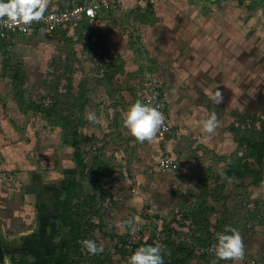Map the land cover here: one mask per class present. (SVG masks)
<instances>
[{
	"label": "crops",
	"instance_id": "1",
	"mask_svg": "<svg viewBox=\"0 0 264 264\" xmlns=\"http://www.w3.org/2000/svg\"><path fill=\"white\" fill-rule=\"evenodd\" d=\"M85 1L88 0H50L45 11L66 9ZM128 8L143 9L140 11L142 15L134 22H130L133 25L131 33L120 28L121 24L128 22L122 14ZM110 13L114 15L104 18ZM87 23L104 29H113V33L109 35L113 45L110 48L111 53L114 52L116 54L114 56L120 57L122 61L118 63L116 68L118 70L114 71V76H118L115 81L110 82V85L118 88L122 83H128L133 91L131 99L133 104L137 100L145 102L143 84L144 80L149 79L148 81L154 82L164 93L168 112L173 120L170 145L172 143V157L179 165V170H169L168 174L159 171L157 166L161 164L162 159L156 138L152 143H139L144 149L139 148V153L123 161L125 174L120 178L115 175V178L118 177L114 182L115 185L106 184L109 186L108 192L103 190L105 184L99 183L96 188L105 192V195L99 197L103 199L109 196V201H112L115 207L112 221L118 225L120 235L127 234L130 226L135 222H142L152 227L154 225L155 229L161 231L164 229V220L167 221L168 216L173 215L166 225L171 223L169 224L171 229L176 227V230L187 231L192 246L197 247L216 241L214 236L221 231L220 216L225 207L234 204L232 195L237 196L230 190L231 186L250 184L256 189L255 198L259 199V202L264 201V189L259 187L264 185L262 172L264 161L261 159L258 161L256 157L251 156V145L260 143L261 139L257 141L254 138L247 143L243 141V148L239 150L240 145L230 132L222 133V130H216L210 138H205L206 134L202 132L200 124L201 120L208 118L213 112L216 113L219 121L220 118L222 119L220 113L223 106L217 105L212 99L216 91L222 89L223 94L224 90L227 94L228 89L241 86L250 73L263 69L261 52L264 48V0H153L151 3L144 0H120L117 9L106 14H98ZM70 27L65 26L60 30L66 31ZM42 29L44 28L35 27L32 32H41ZM27 35H16L9 40L0 39V155L7 154L5 129L9 126L6 122V101L2 94L6 91L9 82L16 93V87L23 86L20 84L21 75L26 77L23 68L18 63H14V58L6 53V45L16 44L19 38ZM139 47L142 53L138 52ZM17 73L20 74L18 80ZM76 81L77 78H70L71 87L77 90L72 94L68 91V97L80 92L86 99H82L85 105L90 99L89 87L86 88L88 85L84 79H78V83ZM198 89H201L200 94ZM207 97L209 99H203ZM230 100L223 99L220 105L247 102V99ZM254 104L257 107L260 103L258 104L255 99ZM258 109L261 113L262 106ZM256 113V111L254 113L248 111L243 117L246 120L250 118L259 120ZM240 127L241 125L238 126ZM218 128L223 129L224 126L220 125ZM261 133L262 130L259 132V137ZM255 135L257 136V133ZM209 155L221 158L223 165L227 162L228 170L225 169L221 173L225 174V179L229 177L228 182L221 178V173L213 182L207 178L208 170L216 168L213 161L208 162ZM235 155L239 158V169L235 171L232 179L231 158ZM6 157L8 158V155ZM5 165L6 162H0V169ZM65 166L64 172L68 175L69 181L60 198L56 201L48 196L46 200L49 208L45 210L39 206L40 202L44 203L43 200L38 199V202H33L35 207L43 211L45 217L38 221L37 239L40 236L43 240L54 241L59 228L63 227L59 219L61 199L68 184L73 180H80V172L73 159L66 160ZM102 172L104 171L95 169L91 174L101 175L100 182L110 179L114 174L113 170L110 175H104ZM129 173L132 177L127 175ZM133 183L139 188L135 194L129 190ZM215 185H221L218 186L220 189L213 191ZM99 193L101 191L98 190V195ZM99 200L101 199L98 198ZM146 200L150 201L147 205L148 221L137 214L138 210L144 207ZM263 207L264 204L259 205L256 214ZM63 229L65 230L64 227ZM155 236L156 233L151 234L149 231L143 245L155 246L152 245V241L156 242ZM65 239L63 238L61 242H50L52 244H47L43 251H39V248L31 250L38 255L60 256L64 252ZM243 241L246 254L241 264H245L246 256L257 257L264 262V220L253 226L252 231L243 237ZM177 250L181 254L172 253L168 249L162 251L164 264H188L191 257V264L197 262L196 256L189 255V251L184 247H179ZM4 254L0 251V261L9 263ZM169 258L174 263L166 260ZM221 264H232V262L226 261Z\"/></svg>",
	"mask_w": 264,
	"mask_h": 264
},
{
	"label": "rangeland",
	"instance_id": "2",
	"mask_svg": "<svg viewBox=\"0 0 264 264\" xmlns=\"http://www.w3.org/2000/svg\"><path fill=\"white\" fill-rule=\"evenodd\" d=\"M144 1L151 3L153 0ZM142 10V8L126 9L122 14L125 15L124 18H127L128 22L121 24L120 28L131 33L133 25L130 22H134L136 18L142 15L140 12ZM114 13L104 16V18L112 17ZM87 21L88 19L66 31L62 29L33 31L31 34L19 38L16 44L6 45V53L14 58V63H18L23 68L26 80L25 84H22L25 99L23 104L20 103L19 97L17 98L12 85H9L10 82L2 94L6 101V122L9 126L5 129L7 154L0 155V162H6L3 169H0V251L6 254L5 259L9 260V263L0 261V264H14L10 255L20 257L26 252L33 254L31 249L37 250L38 248L39 251H43L47 244L61 242L63 238L69 237L68 232L62 227L59 228L54 241L43 240V237L40 236L37 239L38 221L45 217L43 211L35 207L33 203L41 199L44 203L40 202L39 206L44 210L49 208L47 197L51 196L57 201L69 181L68 175L64 172L66 169L64 165L66 160L72 161L73 148L71 143H65L63 131L55 122L59 117L72 115L78 122L81 120L80 147L86 161L95 165V169L99 171L113 170L112 177L104 180H108V182L98 181L101 185L105 184L103 190L107 192L109 187L106 186L107 183L113 186L118 177L124 176L123 166L125 164L123 161L139 153V148L144 149L128 134L127 129L123 127V122H121L123 121V113L132 105V89L126 82L118 88L110 85V82L116 80L118 75L114 76V71L118 70L116 69L118 63L122 61L120 57L114 56L116 55L114 52L111 53L110 48L113 45L109 35L113 33V29L92 26ZM134 42L137 44L136 41ZM137 49L138 52L142 53L140 47ZM261 53L262 70L256 68L257 70L250 73L241 86L228 89V95L225 94V90L224 94L222 89L218 90L226 97L223 99H247L244 104L238 102L228 105L218 104L223 106L220 113L222 119L220 118L219 122L224 128L217 130H222V133L230 132L240 145L239 150L243 148V141L247 143L254 138L257 141L264 140V48ZM71 77L77 78V81L84 79L88 85L86 88L89 87L88 96L90 99L86 101L83 109H81L83 101L74 103L68 97V91L73 93L77 90L71 87ZM77 81L76 83H78ZM197 91L199 94L201 93V89ZM255 99L258 104L260 103L257 107L254 104ZM32 102L35 103L36 109L27 110L28 104L31 106ZM240 105H244L243 111L240 110ZM261 106L260 113L258 108ZM39 107L44 110L53 108V118H46L45 114L37 113L36 110ZM89 111L96 113L100 120L99 123L93 124L86 120L85 117ZM248 111H253V113L256 111L259 120L254 118L246 120L243 116ZM238 114L242 118L237 116ZM172 121L171 118L173 124ZM239 125H241L240 128H238ZM260 130H262L261 137H259ZM158 144L159 153H161L159 141ZM133 147L134 152H132ZM169 147L172 150V143L169 144ZM207 158L208 162L213 161L216 167L211 171L208 170L207 174V178L213 182L221 171L227 169V162L226 165H223L222 159L217 158V156L209 155ZM231 159V178L233 179L235 171L239 169V158L235 155ZM263 165L262 172L264 173ZM157 168L162 173L168 174L169 172L162 169L161 164ZM116 174L118 177L115 178ZM127 175L131 176L130 173ZM93 179L95 177L92 173L85 183L86 188L90 187L91 192H94L95 188V185L92 184ZM109 180L112 181L109 182ZM228 180L229 177L225 179L227 182ZM97 185L99 186V183ZM137 186L133 183L129 190L133 193V189L137 188L138 192ZM218 186L221 185L213 186V191L219 190L220 187ZM259 187L264 189V185ZM98 190L101 191L99 196L105 195L102 189ZM230 190L237 196L232 195L234 204L225 207L220 216V233L230 234L225 232L226 228L230 227L237 229L244 237L252 231L253 226L264 220L257 216L259 211L256 214L257 208L264 204V201L259 202V199L255 198L256 189L250 184L245 186L237 184L231 186ZM101 197L96 212L86 208L94 225V227H90L87 240L95 241L97 245L102 244L104 251L97 255H91L83 248V258L76 259L73 264H128L130 256L138 248L149 246L143 245V243L137 246H127V234L120 235L118 225L112 221L113 208H115L112 201H109V196L103 198L104 200ZM148 202L150 204L149 200ZM97 210L99 211L97 212ZM172 217L173 215H170L167 221L164 220L163 228L165 230L159 231L155 229L154 225L153 227L149 226L151 234L156 233V242L152 241V245L159 246L161 254L167 249L172 253L181 254L177 249L184 247L189 251V255L196 256L197 262L193 264H217L215 257L202 255L196 246H192V240H190V234L187 231L178 229L177 231L175 225L173 230L169 226L171 223L166 225ZM145 220H149V215L146 216ZM50 225L52 226V223ZM217 234L214 238L217 237ZM2 239H5L4 242ZM191 258H189L188 264H191ZM254 258L261 260L257 257ZM166 260L174 263L170 258ZM223 262L226 261H219L218 264ZM260 262L264 263L262 260Z\"/></svg>",
	"mask_w": 264,
	"mask_h": 264
},
{
	"label": "clouds",
	"instance_id": "3",
	"mask_svg": "<svg viewBox=\"0 0 264 264\" xmlns=\"http://www.w3.org/2000/svg\"><path fill=\"white\" fill-rule=\"evenodd\" d=\"M50 0H0V21L5 26L17 25L21 21L24 24L30 23L34 19H39L47 9ZM7 17V19H5ZM212 99L218 105L223 101V95L216 91ZM240 110H244V105H240ZM89 123H99L96 113L89 111L86 114ZM123 127L135 142L143 144L152 143L156 140L158 133L165 123L164 114L151 103L141 100L135 101L123 113ZM202 132L205 138H210L215 134L220 122L215 112L206 119L200 121ZM221 178L225 179V174L221 173ZM226 233H218L217 242L212 246L217 264L219 261H231L232 264H241L245 258V244L241 233L234 228H226ZM83 248L91 255H97L104 251L102 244L97 245L95 241H81ZM128 264H164L163 256L159 246H144L138 248L129 258Z\"/></svg>",
	"mask_w": 264,
	"mask_h": 264
},
{
	"label": "trees",
	"instance_id": "4",
	"mask_svg": "<svg viewBox=\"0 0 264 264\" xmlns=\"http://www.w3.org/2000/svg\"><path fill=\"white\" fill-rule=\"evenodd\" d=\"M19 76L20 74L17 73V80ZM25 80L26 77L22 74L20 77V84H25ZM16 95L17 98L19 97L20 103L23 104L25 99L22 87H16ZM73 95L69 99H72L74 103H78L82 101V99L86 100L80 92L77 95ZM34 104L33 102L31 106L28 104L26 109L35 110L36 107H34ZM83 107L84 103H81V109H83ZM36 111H38L37 113L45 114L46 118H53V108H46L44 110L39 107ZM55 122L63 131L65 143H71V147L73 148V160L77 164L80 172V180H73L70 182L61 199L59 219L68 232L69 237L64 240V252L60 256L24 253L21 254L20 257L12 256L14 264H73L76 259L83 258V246L81 241L87 240V234L91 230L90 227H94L91 217L87 214L86 208L94 211L96 205L99 203L98 198L100 197L97 195L98 189L96 188L102 176L93 173L95 176V179L92 180V184L95 185L94 192H91L90 187L88 189L86 188L85 182L91 172L95 171L96 166L88 164L80 147V137L82 138L81 120L78 122L72 115H67L59 117ZM251 148V156L256 157L258 161L260 159L264 161V140L260 143L252 144ZM102 173L104 175H110L111 171L106 170L105 173L104 170Z\"/></svg>",
	"mask_w": 264,
	"mask_h": 264
},
{
	"label": "built area",
	"instance_id": "5",
	"mask_svg": "<svg viewBox=\"0 0 264 264\" xmlns=\"http://www.w3.org/2000/svg\"><path fill=\"white\" fill-rule=\"evenodd\" d=\"M120 0H88L80 5L69 7L66 9H51L44 11L39 19H34L30 23L24 24L22 21L17 25L5 26L0 21V39L9 40L16 35H27L32 32L35 27H41L49 30L60 29L65 26L74 27L86 19H94L98 14H106L118 7ZM7 19V17H5ZM144 80L145 103H151L153 106L164 114L165 123L161 131L158 133L157 140L161 144V166L165 171L177 170L178 164L173 160L172 151L169 147L172 139L173 127L171 118L167 108V100L164 93L158 86L152 82ZM137 192V188L133 189V193ZM148 200L145 201L144 207L139 209L137 214L140 218L145 219L148 213ZM258 217L264 219V208L258 213ZM150 231L149 226L142 222H135L130 226L127 233V246H137L143 243L146 234ZM199 245L197 250L200 254L208 257H215L213 245L216 243ZM216 258V257H215ZM245 264H264L254 257H246Z\"/></svg>",
	"mask_w": 264,
	"mask_h": 264
},
{
	"label": "flooded vegetation",
	"instance_id": "6",
	"mask_svg": "<svg viewBox=\"0 0 264 264\" xmlns=\"http://www.w3.org/2000/svg\"><path fill=\"white\" fill-rule=\"evenodd\" d=\"M26 253H28V252H26ZM12 257V256H11ZM27 258V257H26Z\"/></svg>",
	"mask_w": 264,
	"mask_h": 264
}]
</instances>
